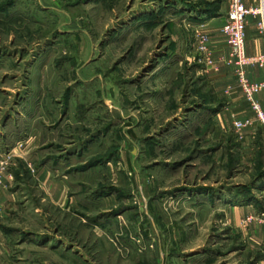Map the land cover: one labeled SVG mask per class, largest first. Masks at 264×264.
<instances>
[{
    "label": "rangeland",
    "instance_id": "374dc122",
    "mask_svg": "<svg viewBox=\"0 0 264 264\" xmlns=\"http://www.w3.org/2000/svg\"><path fill=\"white\" fill-rule=\"evenodd\" d=\"M191 1L0 0L4 172L8 153L21 157L0 209V264L263 260L187 192L254 182L232 165L234 141L211 153L200 119H186L212 92L196 49L199 33L211 41L198 16L208 0Z\"/></svg>",
    "mask_w": 264,
    "mask_h": 264
},
{
    "label": "crops",
    "instance_id": "0c3cea01",
    "mask_svg": "<svg viewBox=\"0 0 264 264\" xmlns=\"http://www.w3.org/2000/svg\"><path fill=\"white\" fill-rule=\"evenodd\" d=\"M186 3L192 4L191 0ZM206 1V0H205ZM183 3L182 1H180ZM200 2H193L194 5ZM207 9H201L198 16L206 20L211 30L210 49L213 54L214 63L207 68L205 81L211 87L212 92L206 94V98L201 103H194L187 109L186 119L195 125V132L203 135L201 141L197 144L211 146L209 152L215 153L214 142H218V149L230 148V143L234 141L233 149H236L233 155L232 165L249 166L252 179V185L233 186L224 191L216 190L212 187L193 188L187 191L193 202L192 206L199 211H222L220 224L227 226L233 233L238 234L249 247L254 248L264 245V153H262L264 128L257 122L256 114L238 84L235 76V68L226 64L228 57V46L226 38L221 34V27L226 21L227 4L225 0H208ZM205 4V3H204ZM247 8L260 9L264 7V0H244ZM200 5V4H199ZM180 11L182 9L180 8ZM246 25L245 55L248 58L262 59L261 62L253 63L245 69L246 78L251 84H264V24L263 17L259 15L249 16ZM197 95V94H196ZM203 97V93H202ZM264 111V89L256 96ZM193 106V107H192ZM254 120L255 126L243 132L240 139L233 128V120ZM229 136L232 137L229 138ZM225 139H229L228 142ZM231 143V144H232ZM198 144V145H199ZM212 144V145H211ZM20 149H14L8 153L10 159L8 172H2L0 179V209H3V196L7 195L9 188L14 183L12 171L15 168L19 157ZM233 151H230L232 153ZM20 153V152H19ZM201 160L211 162L214 157L211 153H205ZM4 155H0L1 162ZM194 159V158H192ZM191 159V160H192ZM211 160V161H210ZM28 163V160H25ZM29 165H31L29 163ZM12 173V174H11ZM250 188V189H249ZM249 190V191H248ZM248 191V192H247ZM10 195V194H9ZM14 196V195H13ZM250 220V221H249ZM196 222H194L195 224ZM3 231V230H2ZM2 234L0 233V236ZM1 244V243H0ZM254 264H264L259 258Z\"/></svg>",
    "mask_w": 264,
    "mask_h": 264
},
{
    "label": "built area",
    "instance_id": "2783aa9c",
    "mask_svg": "<svg viewBox=\"0 0 264 264\" xmlns=\"http://www.w3.org/2000/svg\"><path fill=\"white\" fill-rule=\"evenodd\" d=\"M227 4V15L226 21L221 27V34L226 38L227 46H228V57L226 59V64L232 68H235V76L238 80V84L251 106L253 112L256 114V120L259 122L264 128V111L262 110L259 102L256 101V96L264 89V84H251L246 78L245 69L253 65V63L261 62L260 59L248 58L245 55V42H246V25L247 19L249 16L259 15L263 17V22L261 26L264 24V7H260V9H249L245 6L244 0H225ZM209 35L205 33H199L196 36V49L199 51L200 55H204L206 57L207 67L213 64L211 60V52L209 49ZM255 126L254 120L246 119V120H233V128L239 138H242L243 132L247 129L253 128ZM7 162L3 160L1 162L0 169V179L1 174L4 171ZM250 221V220H249ZM264 249V246H263Z\"/></svg>",
    "mask_w": 264,
    "mask_h": 264
},
{
    "label": "trees",
    "instance_id": "16d2710c",
    "mask_svg": "<svg viewBox=\"0 0 264 264\" xmlns=\"http://www.w3.org/2000/svg\"><path fill=\"white\" fill-rule=\"evenodd\" d=\"M262 149H263V148H262ZM15 175H17V174L15 173ZM18 176H19V175H17L16 178H18ZM249 189H250V188H249ZM248 191H249V190H248ZM248 191H247V192H248ZM3 229H4V228H3ZM5 230H6V229H5Z\"/></svg>",
    "mask_w": 264,
    "mask_h": 264
}]
</instances>
